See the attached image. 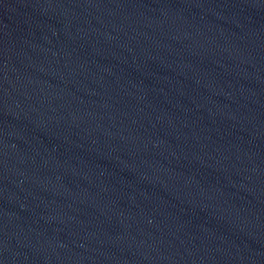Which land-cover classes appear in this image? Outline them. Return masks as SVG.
Returning <instances> with one entry per match:
<instances>
[{
    "label": "water",
    "instance_id": "obj_1",
    "mask_svg": "<svg viewBox=\"0 0 264 264\" xmlns=\"http://www.w3.org/2000/svg\"><path fill=\"white\" fill-rule=\"evenodd\" d=\"M0 264H264V0H0Z\"/></svg>",
    "mask_w": 264,
    "mask_h": 264
}]
</instances>
